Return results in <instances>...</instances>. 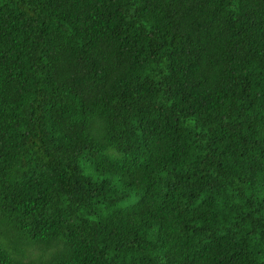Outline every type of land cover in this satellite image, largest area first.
I'll use <instances>...</instances> for the list:
<instances>
[{
	"label": "trees",
	"instance_id": "16d2710c",
	"mask_svg": "<svg viewBox=\"0 0 264 264\" xmlns=\"http://www.w3.org/2000/svg\"><path fill=\"white\" fill-rule=\"evenodd\" d=\"M0 264H264V0H0Z\"/></svg>",
	"mask_w": 264,
	"mask_h": 264
}]
</instances>
